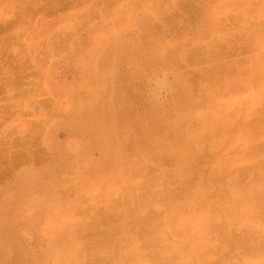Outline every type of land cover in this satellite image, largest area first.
Returning <instances> with one entry per match:
<instances>
[{"label":"rangeland","instance_id":"rangeland-1","mask_svg":"<svg viewBox=\"0 0 264 264\" xmlns=\"http://www.w3.org/2000/svg\"><path fill=\"white\" fill-rule=\"evenodd\" d=\"M0 14V221L55 178L50 200L0 222V264H264V0H0ZM61 149L97 175L67 177Z\"/></svg>","mask_w":264,"mask_h":264},{"label":"bare ground","instance_id":"bare-ground-1","mask_svg":"<svg viewBox=\"0 0 264 264\" xmlns=\"http://www.w3.org/2000/svg\"><path fill=\"white\" fill-rule=\"evenodd\" d=\"M59 1V0H58ZM72 1V0H71ZM9 2V1H8ZM36 2V1H35ZM13 3V2H12ZM77 3V2H76ZM6 5V4H5ZM13 5H15V4H13ZM23 5V4H22ZM41 5V4H40ZM10 6V5H9ZM25 6V5H24ZM43 6H44V4H43ZM32 7V6H31ZM38 7V6H37ZM40 7V6H39ZM12 8H15L14 6L12 7ZM47 8V7H46ZM89 9H91V7L89 8ZM19 10V9H18ZM35 10V9H34ZM31 11H32V8H31ZM45 11V10H44ZM22 12V11H21ZM26 12V11H25ZM4 13V12H3ZM133 13V12H132ZM139 13V12H138ZM138 13H136V14H138ZM247 13V12H246ZM29 14V13H28ZM136 14L134 15V16H136ZM1 15V14H0ZM3 15V14H2ZM26 15V14H25ZM83 15V14H82ZM133 15V14H132ZM30 16V15H29ZM133 16V17H134ZM227 16V15H226ZM235 16V15H234ZM236 16H238V15H236ZM242 16V15H241ZM249 16V15H248ZM153 18V17H152ZM243 18H244V15H243ZM247 18V17H246ZM132 19V18H131ZM136 19H137V17H136ZM130 20V19H129ZM133 20V19H132ZM13 21V20H12ZM80 20H78V22H79ZM248 21V20H247ZM33 22H34V19H33ZM244 22V21H243ZM29 23V22H28ZM73 23V22H72ZM236 23V22H235ZM238 23H240V22H238ZM7 24H9V23H7ZM19 25V24H18ZM79 25V24H78ZM239 25V24H238ZM264 25V24H263ZM232 27H233V25H231ZM245 26H247V25H245ZM245 26H243V27H245ZM241 27H242V25H241ZM21 28V27H20ZM238 28V27H237ZM247 28V27H246ZM236 29V28H235ZM21 30V29H20ZM29 30V29H28ZM74 31V30H73ZM103 31V30H102ZM115 31H117V30H115ZM241 31V30H240ZM243 31H244V29H243ZM14 32H16V31H14ZM231 32V31H230ZM237 32V31H236ZM13 33V32H12ZM11 33V34H12ZM23 33V32H22ZM112 33H114V32H112ZM123 33V32H122ZM245 33V32H244ZM246 33H248V31L246 32ZM250 33V32H249ZM10 34V33H9ZM25 34V33H24ZM23 34V35H24ZM251 34V33H250ZM6 35V34H5ZM111 35V34H110ZM109 35V36H110ZM114 35V34H113ZM235 35V34H234ZM239 35V34H238ZM247 35V34H246ZM4 36V35H3ZM122 37H123V35H121ZM245 36V35H244ZM245 38V37H244ZM246 39H247V37H246ZM245 39V40H246ZM112 40V39H111ZM9 41V40H8ZM45 41V40H44ZM243 41V40H242ZM7 42V41H6ZM37 43V42H36ZM105 43V42H104ZM182 43V42H181ZM189 43V42H188ZM233 43H234V41H233ZM241 43V42H240ZM245 43V42H244ZM23 44V43H22ZM40 44V43H39ZM213 44H214V42H213ZM237 44V43H236ZM239 44V43H238ZM242 44V43H241ZM249 44V43H248ZM2 45H3V43H2ZM103 45V44H102ZM180 45V44H179ZM201 45V44H200ZM210 45H211V43H210ZM228 45V44H227ZM234 45V44H233ZM240 45V44H239ZM7 46V45H6ZM110 46V45H109ZM190 46V45H189ZM196 46H197V44H196ZM242 46V45H241ZM245 46V45H244ZM17 47V46H16ZM29 47V46H28ZM101 47V46H100ZM99 47V48H100ZM185 47V46H184ZM199 47V46H198ZM206 47H207V45H206ZM250 47V46H249ZM1 48V47H0ZM31 48V47H30ZM150 48H152V47H150ZM231 48V47H230ZM175 49V48H174ZM100 50V49H99ZM98 50V51H99ZM154 50V49H153ZM181 50V49H180ZM206 50H208V49H206ZM247 50V49H246ZM2 51V50H1ZM5 51H6V49H5ZM8 51V50H7ZM93 51H95V50H93ZM175 51V50H174ZM49 52V51H48ZM167 52V51H166ZM187 52H188V50H187ZM237 52H239V51H237ZM176 53V52H175ZM186 53V52H185ZM184 53V54H185ZM188 53H190V52H188ZM10 54V53H9ZM36 54V53H35ZM97 54V53H96ZM166 54V53H165ZM238 54V53H237ZM101 55V54H100ZM7 56V55H6ZM95 57V56H94ZM100 57V56H99ZM165 57V56H164ZM247 57V56H246ZM216 58V57H215ZM232 58V57H231ZM238 58V57H237ZM5 59V58H4ZM99 59V58H98ZM109 59V58H108ZM111 59V58H110ZM166 59V58H165ZM236 59V58H235ZM94 60V59H93ZM96 60V59H95ZM224 60V59H223ZM231 60V59H230ZM7 61V60H6ZM10 61V60H9ZM19 61V60H18ZM168 61V60H167ZM184 61V60H183ZM235 61V60H234ZM245 61V60H244ZM247 61V60H246ZM20 62V61H19ZM111 62V61H110ZM109 62V63H110ZM225 62V61H224ZM249 62V61H248ZM252 62V61H251ZM220 63H221V61H220ZM236 63V62H235ZM1 64V63H0ZM7 64V63H6ZM86 64V63H85ZM184 64V63H183ZM229 64V63H228ZM238 64V63H237ZM246 64V63H245ZM2 65V64H1ZM4 65V64H3ZM210 65V64H209ZM230 65H232V64H230ZM234 65V64H233ZM239 65V64H238ZM91 66V65H90ZM89 66V67H90ZM107 66V65H106ZM186 66V65H185ZM226 66H227V64H226ZM237 66V65H236ZM240 66V65H239ZM238 66V67H239ZM242 66V65H241ZM244 66V65H243ZM6 67V66H5ZM107 68V67H106ZM105 68V69H106ZM229 68V67H228ZM99 69V68H98ZM110 69V68H109ZM245 69V68H244ZM251 69V68H250ZM90 70H91V68H90ZM93 70V69H92ZM111 70V69H110ZM241 70V69H240ZM242 70H243V68H242ZM255 70V69H254ZM13 71V70H12ZM245 71V70H244ZM7 72V71H6ZM184 72V71H183ZM203 72V71H202ZM207 72V71H206ZM205 72V73H206ZM243 72V71H242ZM14 73V72H13ZM38 73V72H37ZM209 73V72H208ZM234 73V72H233ZM244 73V72H243ZM247 73V72H246ZM245 73V74H246ZM257 73V72H256ZM259 73V72H258ZM5 74V73H4ZM7 74H9V73H7ZM105 74V73H104ZM214 74V73H213ZM6 75V74H5ZM12 75V74H11ZM255 75V74H254ZM253 74H252V76H254ZM14 76V75H13ZM183 76H184V74H183ZM188 76H190V75H188ZM207 76V75H206ZM205 76V77H206ZM214 76V75H213ZM231 76V75H230ZM247 76V75H246ZM91 77V76H90ZM228 77V76H227ZM264 77V76H263ZM14 78V77H13ZM94 78V77H93ZM92 78V79H93ZM222 78H223V75H222ZM247 78H248V76H247ZM12 79V78H11ZM103 79V78H102ZM211 79V78H210ZM237 79V78H236ZM243 79V78H242ZM241 79V80H242ZM2 80V79H1ZM4 80L5 81H7L6 80V78H4ZM222 80V79H221ZM240 80V79H239ZM88 81V80H87ZM89 81H90V78H89ZM185 81V80H184ZM219 81V80H218ZM252 81V80H251ZM9 82V81H8ZM187 82V81H186ZM197 82V81H196ZM203 82H205V81H203ZM206 82H208V81H206ZM205 82V83H206ZM214 82V81H213ZM4 83V82H3ZM91 83V82H90ZM94 83V82H93ZM239 83V82H238ZM158 84H160V85H164L165 84V80L164 79H161V81L159 80V83ZM221 84V83H220ZM231 84V83H230ZM247 84H249V83H247ZM183 85V84H182ZM219 85V84H218ZM6 86V85H5ZM88 86V85H87ZM91 86V85H90ZM184 86V85H183ZM205 86V85H204ZM203 86V87H204ZM211 86V85H210ZM217 86V85H216ZM9 87V86H8ZM12 87V86H11ZM15 87V86H14ZM199 87V86H198ZM201 87V86H200ZM208 87V86H207ZM10 88V87H9ZM90 88V87H89ZM187 88V87H186ZM217 88V87H216ZM203 89V88H202ZM73 90V89H72ZM208 90V89H207ZM206 90V91H207ZM6 91V90H5ZM14 91V90H13ZM198 91V90H197ZM221 91V90H220ZM18 92V91H17ZM27 92V91H26ZM76 92V91H75ZM88 92V91H87ZM92 93V92H91ZM209 93V92H208ZM214 93V92H213ZM220 93V92H219ZM16 94V93H15ZM19 94V93H18ZM79 94V93H78ZM191 94V93H190ZM196 94H198V93H196ZM216 94H218V92L216 93ZM19 96V95H18ZM78 96V95H77ZM197 96V95H196ZM208 96V95H207ZM211 96V95H210ZM73 97H74V95H73ZM206 97V96H205ZM215 97H216V95H215ZM217 97H218V95H217ZM80 98V97H79ZM98 98V97H97ZM198 98V97H197ZM207 99H208V97H206ZM214 98V97H213ZM89 99H91V98H89ZM257 99V98H256ZM255 99V100H256ZM9 100V99H8ZM72 100V99H71ZM199 100V99H198ZM210 100V99H209ZM73 101V100H72ZM77 101V100H76ZM210 101H212V100H210ZM74 102V101H73ZM79 102V101H78ZM77 102V103H78ZM206 103V102H205ZM208 103V102H207ZM212 103V102H211ZM210 103V104H211ZM68 104V103H67ZM230 104V103H229ZM242 104V103H241ZM249 104V103H248ZM218 105H220L219 103H218ZM246 105V104H245ZM256 105V104H255ZM39 106V105H38ZM82 106V105H81ZM88 106V105H87ZM221 106V105H220ZM223 106V105H222ZM248 106V105H247ZM254 106V105H253ZM197 107V106H196ZM213 107V106H212ZM9 108V107H8ZM63 108V107H62ZM77 108V107H76ZM83 107H81V109H82ZM202 108V107H201ZM41 109V108H40ZM67 109V108H66ZM66 109H65V111H66ZM189 109V108H188ZM214 109V108H213ZM247 109H250V108H247ZM78 110V109H77ZM86 110V109H85ZM88 110V109H87ZM187 110V109H186ZM197 110V109H196ZM206 110V109H205ZM215 110V109H214ZM214 110H212V111H214ZM234 110V109H233ZM236 110V109H235ZM245 110V109H244ZM208 111V110H207ZM210 111H211V108H210ZM231 111V110H230ZM246 111V110H245ZM244 111V112H245ZM68 112V111H67ZM74 112V111H73ZM189 112V111H188ZM195 112V111H194ZM238 112V111H237ZM190 113V112H189ZM192 113V112H191ZM203 113V112H202ZM230 113V112H229ZM240 113V112H239ZM238 113V114H239ZM34 114V113H33ZM37 114V113H36ZM201 114V113H200ZM232 114V113H231ZM3 115H4V113H3ZM209 115H210V113H209ZM5 116V115H4ZM186 116V115H185ZM213 116V115H212ZM228 116V115H227ZM240 116V115H239ZM39 117H41V116H39ZM224 117V116H223ZM211 118V117H210ZM213 118V117H212ZM183 119V118H182ZM188 119V118H187ZM227 119V118H226ZM238 119V118H237ZM242 119V118H241ZM103 120V119H102ZM108 120V119H107ZM212 120V119H211ZM39 121V120H38ZM196 121V120H195ZM204 121V120H203ZM3 122V121H2ZM105 122V121H104ZM179 122V121H178ZM184 122V121H183ZM246 122V121H245ZM1 123V122H0ZM27 123V122H26ZM108 123V122H107ZM106 123V124H107ZM111 123V122H110ZM109 123V124H110ZM185 123V122H184ZM202 123V122H201ZM29 125H30V123H28ZM27 124V125H28ZM191 124V123H190ZM234 124V123H233ZM237 124V123H236ZM28 125V126H29ZM202 125V124H201ZM240 125V124H239ZM238 125V126H239ZM180 126V125H179ZM196 126V125H195ZM199 126V125H198ZM242 126V125H241ZM187 127V126H186ZM247 127V126H246ZM107 128V127H106ZM180 128V127H179ZM185 128V127H184ZM200 128V127H199ZM209 128V127H208ZM246 129H248V128H246ZM197 130V129H196ZM195 130V131H196ZM115 131V130H114ZM175 131H177V130H175ZM198 131V130H197ZM220 131V130H219ZM227 131V130H226ZM236 131V130H235ZM238 131V130H237ZM249 131V130H248ZM179 132H181V130L179 131ZM239 132V131H238ZM250 132V131H249ZM9 133V132H8ZM115 133V132H114ZM182 133V132H181ZM180 133V134H181ZM224 133V132H223ZM235 133V132H234ZM183 134V133H182ZM237 134V133H236ZM179 135V134H178ZM91 136H92V134H91ZM230 136H232V135H230ZM235 136V135H234ZM234 136H232V137H234ZM239 136V135H238ZM245 136V135H244ZM184 137V136H183ZM182 137V138H183ZM226 137H227V135H226ZM247 137V136H246ZM112 138V137H111ZM242 138V137H241ZM109 140H111V139H109ZM186 141V140H185ZM189 141V140H188ZM209 141V140H208ZM234 141V140H233ZM242 141V140H241ZM250 141V140H249ZM124 142H125V140H124ZM251 142V141H250ZM115 143V142H114ZM237 143V142H236ZM244 143V142H243ZM246 143V142H245ZM126 144V143H125ZM132 144H134V143H132ZM137 144V143H136ZM232 144V143H231ZM237 145V144H236ZM240 145V144H239ZM133 146V145H132ZM139 146V145H138ZM190 146V145H189ZM194 147V146H193ZM215 147V146H214ZM236 147V146H235ZM251 147V146H250ZM122 149V148H121ZM191 149H192V147H191ZM210 149V148H209ZM137 151V150H136ZM203 151V150H202ZM170 152V151H169ZM176 152V151H175ZM193 152H195V151H193ZM241 152V151H240ZM139 153V152H138ZM197 153V152H196ZM208 153V152H207ZM212 153V152H211ZM245 153H246V151H245ZM133 154V153H132ZM171 154V153H170ZM134 155H136V153L134 154ZM192 155V154H191ZM92 156H94V155H92ZM120 156V155H119ZM168 156V155H167ZM179 156V155H178ZM197 156H199V155H197ZM118 157V156H117ZM180 157V156H179ZM192 157V156H191ZM216 157V156H215ZM162 158V157H161ZM175 158V157H174ZM203 158V157H202ZM220 158V157H219ZM24 159V158H23ZM28 159V158H27ZM138 159V158H137ZM142 159V158H141ZM168 159H169V157H168ZM25 160V159H24ZM117 160H118V158H117ZM127 160V159H126ZM164 160V159H163ZM214 160V159H213ZM223 160V159H222ZM23 161V160H22ZM27 161V160H26ZM28 161H30V159L28 160ZM27 161V162H28ZM150 161V160H149ZM175 161V160H174ZM197 161V160H196ZM219 161V160H218ZM54 162V161H53ZM123 162V161H122ZM129 162H130V160H129ZM137 162V161H136ZM171 162V161H170ZM222 162V161H221ZM131 163H132V161H131ZM134 163V162H133ZM139 163H141V162H139ZM151 163V162H150ZM127 164V163H126ZM169 164V163H168ZM55 165L57 166V167H63V169H64V172H63V174H67V177H70V175H73V174H76L77 172L79 173V171L80 170H82V173L83 172H85V174L87 175V177H88V179H91L92 177H95L96 175H97V173L95 172V166L94 167H92V169L91 170H89V169H87V168H81L80 169V166H79V162L77 161V160H75V159H73L70 155H69V153L65 150V149H61L60 150V152L58 153V155H57V158H56V161H55ZM132 165V164H131ZM195 165V164H194ZM203 165V164H202ZM206 165V164H205ZM225 166V165H224ZM144 167V166H143ZM142 167V168H143ZM146 167V166H145ZM167 167V166H166ZM221 167V166H220ZM226 167V166H225ZM11 168V167H10ZM147 168V167H146ZM216 168V167H215ZM222 168V167H221ZM55 168H53V170H54ZM173 169V168H172ZM171 169V170H172ZM209 169V168H208ZM218 169H219V167H218ZM236 169V168H235ZM43 170V169H42ZM158 170V169H157ZM199 170V169H198ZM130 171V170H129ZM141 171V170H140ZM147 171V170H146ZM164 171V170H163ZM166 171V170H165ZM169 170H167V172H168ZM214 171H215V169H214ZM40 172H41V170H40ZM127 172V171H126ZM158 172V171H157ZM196 172V171H195ZM223 172V171H222ZM8 172H2L1 174H0V177L2 176V177H4V174H7ZM46 173V172H45ZM130 173V172H129ZM132 173V172H131ZM216 173V172H215ZM218 173V172H217ZM159 174V173H158ZM165 174V173H164ZM200 174H201V172H200ZM226 174V173H225ZM169 175V174H168ZM224 175V174H223ZM227 175V174H226ZM37 176V175H36ZM43 176V175H42ZM52 176V175H51ZM175 176V175H174ZM206 176H207V173H206ZM213 177H215L214 175H212ZM211 176V177H212ZM225 176V175H224ZM1 177V178H2ZM208 177V176H207ZM219 177V176H218ZM41 178V177H40ZM167 178V177H166ZM186 178V177H185ZM198 178V177H197ZM54 176L52 177V178H48L47 179V181L46 182H44V183H42V182H40V183H38L37 181H34L32 184H30L29 186H25V188H24V190L22 191V192H20L19 194H17L16 196H15V200H8L6 203L9 205L8 206V210H7V212H6V214H5V217H4V219H2V221L4 222L5 220L6 221H8L9 223L11 222V219H12V222H13V224H16V222H20V220L22 221V220H24L25 218H26V213H21V212H23V211H25L26 212V209H27V206H28V204H30V202H31V199H32V197H33V194H34V192L36 193V192H40L41 191V193H42V197L41 198H43V199H48V200H50L51 198H52V194H51V191H50V183H53V181H54ZM168 179V178H167ZM207 179V178H206ZM37 180V179H36ZM137 180V179H136ZM209 180V179H208ZM178 181V180H177ZM142 182V181H141ZM181 182V181H180ZM210 182V181H209ZM214 182V181H213ZM201 183V182H200ZM127 184H128V181H127ZM177 184V183H176ZM196 184V183H195ZM210 184V183H209ZM146 185V184H145ZM168 185V184H167ZM180 185V184H179ZM190 185V184H189ZM183 186V185H182ZM72 187V186H71ZM124 187V186H123ZM142 187V186H141ZM169 187V186H168ZM175 187V186H174ZM199 187V186H198ZM249 187V186H248ZM74 188V187H73ZM157 188H159V187H157ZM206 188V187H205ZM133 189H135L134 187H133ZM174 189V188H173ZM202 189V188H201ZM61 190H63V189H61ZM185 190H187V189H185ZM185 190H183V191H185ZM247 190V189H246ZM127 191V190H126ZM138 191V190H137ZM140 191V190H139ZM190 191V190H189ZM76 192H77V190H76ZM157 192V191H156ZM180 192V191H179ZM126 193V192H125ZM135 193V192H134ZM188 193V192H187ZM66 194V193H65ZM132 194V193H131ZM141 194V193H140ZM145 194V193H144ZM162 194V193H161ZM185 194V193H184ZM193 194V193H192ZM191 194V195H192ZM61 195V194H60ZM59 195V196H60ZM79 195H81V194H79ZM139 195V194H138ZM68 196V195H67ZM70 196V195H69ZM73 196V195H72ZM126 196H128V195H126ZM136 196V195H135ZM134 196V197H135ZM85 197V196H84ZM119 197V196H118ZM133 197V196H132ZM147 197V196H146ZM198 197V196H197ZM200 197V196H199ZM70 198V197H69ZM80 198V197H79ZM163 198V197H162ZM195 198V197H194ZM75 199V198H74ZM176 199V198H175ZM83 200V199H82ZM113 200V199H112ZM115 200V199H114ZM117 200V199H116ZM134 200H135V198H134ZM133 200V201H134ZM139 200V199H138ZM182 200V199H181ZM197 200V199H196ZM195 200V201H196ZM81 201V200H80ZM83 201H85V200H83ZM130 201H131V199H130ZM168 201H170V200H168ZM167 201V202H168ZM76 202V201H75ZM174 202V201H173ZM84 203H86V202H84ZM138 203H139V201H138ZM137 203V205H139ZM147 203V202H146ZM155 203V202H154ZM170 203V202H169ZM98 204V203H97ZM172 204V203H171ZM171 204H169V205H171ZM112 204L110 203V206H111ZM153 205V204H152ZM3 206V205H2ZM90 206V205H89ZM102 206V205H101ZM100 206V207H101ZM108 206V205H107ZM140 206V205H139ZM139 206H137V207H139ZM154 206V205H153ZM156 206V205H155ZM177 206V205H176ZM63 207V206H62ZM126 207V206H125ZM136 207V206H135ZM157 207V206H156ZM155 207V208H156ZM1 208V207H0ZM5 208V207H4ZM64 208V207H63ZM101 208H103V206L101 207ZM107 207H105V209H106ZM117 208V207H116ZM127 208V207H126ZM141 208H144V207H141ZM104 209V208H103ZM168 209V208H167ZM107 210V209H106ZM113 210V209H112ZM127 210V209H126ZM132 210L133 211H135L133 208H131V209H128L126 212H124V214L127 216V217H131V218H134V219H136V220H138V218H136L135 216H134V214H133V212H132ZM139 210V209H138ZM141 210V209H140ZM161 210V209H160ZM62 211V210H61ZM81 211V210H80ZM83 211H84V209H83ZM83 211H81V212H83ZM110 211V210H109ZM124 211H125V209H124ZM76 212V211H75ZM106 212H108V210L106 211ZM137 212V211H136ZM142 212H143V210H142ZM146 213V212H145ZM159 213V212H158ZM168 213V212H167ZM66 214V213H65ZM76 214L77 213H75L74 215L76 216ZM82 215H83V213H81ZM80 214V215H81ZM1 215V214H0ZM86 215V214H85ZM89 215H90V213H89ZM109 215V214H108ZM78 216V215H77ZM162 216V215H161ZM164 216V215H163ZM197 216V215H196ZM205 216V215H204ZM207 217V216H206ZM205 217V218H206ZM98 218V217H97ZM142 218V217H141ZM202 218V217H201ZM88 219V218H87ZM156 219V218H155ZM212 219V218H211ZM145 220V219H144ZM165 220V219H164ZM196 220V219H195ZM207 220V219H206ZM2 221H0V222H2ZM78 221V220H77ZM92 221V220H91ZM134 221V220H133ZM159 221V220H158ZM198 221V220H197ZM90 222V221H89ZM162 222V221H161ZM225 222V221H224ZM81 223V222H80ZM79 223V224H80ZM83 223V222H82ZM85 223V222H84ZM155 223V222H154ZM217 223V222H216ZM221 223V222H220ZM7 224V223H6ZM129 224V223H128ZM141 224V223H140ZM157 224H159L158 222H157ZM226 224V223H225ZM83 225V224H82ZM81 225V226H82ZM232 225V224H231ZM3 226H4V224H3ZM16 226V225H15ZM152 226V225H151ZM224 226V225H223ZM63 227V226H62ZM88 227V226H87ZM226 227H227V225H226ZM234 227H235V225H234ZM89 228V227H88ZM131 228V225H126L123 229H126V230H129ZM215 228V227H214ZM231 228V227H230ZM60 229V228H59ZM146 229V228H145ZM160 229V228H159ZM228 229V228H227ZM21 230V229H20ZM36 231L35 232H37V229H35ZM139 230V229H138ZM147 230V229H146ZM161 230V229H160ZM163 230V229H162ZM220 230V229H219ZM245 230V229H244ZM22 231V230H21ZM77 231V230H76ZM130 231V230H129ZM133 231V230H132ZM137 231V230H136ZM150 231V230H149ZM164 231V230H163ZM229 231V230H228ZM238 231H240L239 229H238ZM128 232V231H127ZM138 232V231H137ZM148 232V231H147ZM155 232H156V230H155ZM165 232V231H164ZM217 232H218V230H217ZM226 232V231H225ZM224 232V233H225ZM261 232V231H260ZM26 233V232H25ZM39 233H40V231H39ZM43 233H45V232H43ZM60 233V232H59ZM83 233V232H82ZM154 233V232H153ZM46 234V233H45ZM86 234V233H85ZM157 234V233H156ZM219 234V233H218ZM228 234V233H227ZM244 234V233H243ZM242 233H241V235H243ZM248 234H250L249 232H248ZM259 234H261L262 235V233H259ZM21 235V234H20ZM22 235H24V234H22ZM44 235V234H43ZM46 235H48L49 236V238H48V241L49 240H51L52 242H54L55 240V237H56V235H55V232L54 233H50V234H46ZM137 235V234H136ZM139 235H140V233H139ZM215 235H216V233H215ZM138 236V235H137ZM150 236V235H149ZM151 236H152V234H151ZM150 236V237H151ZM157 236V235H156ZM160 236V235H159ZM246 236V235H245ZM253 236V235H252ZM143 237V236H142ZM241 237V236H240ZM248 237V236H247ZM259 237V236H258ZM33 238V237H32ZM157 238H158V236H157ZM165 238V237H164ZM252 238V237H251ZM31 239V238H30ZM166 239V238H165ZM234 239V238H233ZM257 239V238H256ZM162 240H164V239H162ZM196 240V239H195ZM144 241H145V239H144ZM156 241V240H155ZM154 241V242H155ZM39 242V241H38ZM143 242V241H142ZM153 242V243H154ZM159 242H162V241H159ZM158 242V243H159ZM164 242V241H163ZM195 242V241H194ZM254 242V241H253ZM166 243H167V241H166ZM171 243H173L172 242V240H171ZM201 243V242H200ZM28 244V243H27ZM26 244V245H27ZM30 244V243H29ZM161 244V243H160ZM159 244V245H160ZM163 244V243H162ZM170 244V243H169ZM252 244V243H251ZM254 244V243H253ZM31 245V244H30ZM34 245V244H33ZM43 245V244H42ZM41 245V246H42ZM168 245V244H167ZM166 245V246H167ZM180 245V244H179ZM195 245V244H194ZM218 245H220V244H218ZM44 246V245H43ZM174 246V245H173ZM188 246V245H187ZM196 246H198V245H196ZM253 246H255V245H253ZM259 246H260V243H259ZM143 247H145L144 245H143ZM168 247V246H167ZM175 247V246H174ZM173 247V248H174ZM186 247V246H185ZM203 247V246H202ZM223 247V246H222ZM226 247H227V245H226ZM35 248V247H34ZM39 248V247H38ZM141 248V247H140ZM149 248V247H148ZM158 248V247H157ZM177 248V247H176ZM228 248V247H227ZM230 248V247H229ZM252 248V247H251ZM139 249V248H138ZM141 249H143V248H141ZM164 249V248H163ZM183 249V248H182ZM240 249V248H239ZM145 250V249H144ZM150 250V249H149ZM158 250V249H157ZM190 250V249H189ZM213 250V249H212ZM229 250V249H228ZM263 250H264V248H263ZM160 251V250H159ZM173 250H169L168 252H172ZM215 251V250H214ZM223 251V250H222ZM227 251V250H226ZM33 252V251H32ZM81 252V251H80ZM99 252V251H98ZM143 252V251H142ZM148 252V251H147ZM152 252V251H151ZM166 252H167V250H166ZM165 252V253H166ZM220 252V251H219ZM224 252V251H223ZM262 252V251H261ZM100 253V252H99ZM194 253H195V250H194ZM35 254H38V253H35ZM47 254V253H46ZM143 254V253H142ZM150 254V253H149ZM153 253H151V255H152ZM178 254H180V253H178ZM222 254V253H221ZM45 255V254H44ZM166 255H168L167 253H166ZM209 255V254H208ZM142 256V255H141ZM170 256V255H169ZM190 256H191V254H190ZM194 256V255H193ZM260 256H261V253H260ZM77 257H78V255H77ZM90 257V256H89ZM147 257V256H146ZM186 257V256H185ZM209 257V256H208ZM161 258H162V256H161ZM193 258V257H192ZM41 259V258H40ZM53 259H54V257H53ZM91 259V258H90ZM155 259V258H154ZM165 259V258H164ZM178 259H180V258H178ZM184 259H186V258H184ZM188 259V258H187ZM201 259V258H200ZM1 260V259H0ZM42 260V259H41ZM156 260V259H155ZM163 260V259H162ZM177 260V259H176ZM190 260V259H189ZM229 260V259H228ZM227 260V261H228ZM75 261V260H74ZM165 261V260H164ZM171 261V260H170ZM187 261V260H186ZM185 261V262H186ZM233 261H234V259H233ZM76 262V261H75ZM111 262V261H110ZM172 262H173V260H172ZM179 262V261H178ZM183 262V261H182ZM200 262V261H199ZM103 263H105V262H103ZM145 263V262H144ZM171 263V262H170ZM169 263V264H170ZM70 264V263H69ZM72 264V263H71ZM76 264V263H75ZM152 264V263H151ZM157 264V263H156ZM161 264V263H160ZM166 264V263H165ZM181 264V263H180ZM185 264V263H184ZM189 264H190V262H189ZM198 264V263H197ZM224 264V263H223ZM226 264V263H225ZM229 264V263H228ZM236 264V263H235ZM238 264V263H237Z\"/></svg>","mask_w":264,"mask_h":264}]
</instances>
